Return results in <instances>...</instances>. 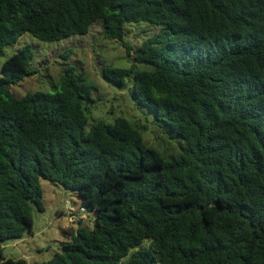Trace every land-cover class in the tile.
Wrapping results in <instances>:
<instances>
[{
    "label": "trees",
    "instance_id": "trees-1",
    "mask_svg": "<svg viewBox=\"0 0 264 264\" xmlns=\"http://www.w3.org/2000/svg\"><path fill=\"white\" fill-rule=\"evenodd\" d=\"M95 24L130 57L103 77L180 151L160 154L125 117L86 130L83 69L17 97L38 72L20 48L0 75V264H27L4 250L44 211L41 180L76 192L92 219L41 264H264V0H0V57L26 33L53 43ZM138 27L149 34L129 39Z\"/></svg>",
    "mask_w": 264,
    "mask_h": 264
},
{
    "label": "rangeland",
    "instance_id": "rangeland-1",
    "mask_svg": "<svg viewBox=\"0 0 264 264\" xmlns=\"http://www.w3.org/2000/svg\"><path fill=\"white\" fill-rule=\"evenodd\" d=\"M149 32V27L129 28L128 36L129 39L137 41L140 35L145 36ZM26 45H30L34 52L32 67L38 72L13 86V92L17 97L37 90L52 91L51 82L58 81L62 69L67 66L74 68L76 76L83 69L89 86L92 84L95 88L92 89L95 100L92 118L86 130L100 120L113 122L116 117H125L146 127L143 136L148 146L167 157L179 153L178 141L171 139L162 128L151 121L150 110L134 99L129 89H121L103 77L104 65L126 67L130 65V57H127L125 48L119 42L104 38L100 25L92 26L87 35L73 36L53 43L42 42L26 33L15 45L8 48L6 56L0 57V75L3 62ZM70 49L73 50V54L66 60L62 55ZM41 185L44 211L34 210L31 233L5 245L6 258L25 259L27 264L48 262L59 251L60 244L71 239L67 233L72 229L76 230L69 221L68 213L70 208L76 210L80 208L78 194L47 180H41ZM86 224L92 226L91 221Z\"/></svg>",
    "mask_w": 264,
    "mask_h": 264
},
{
    "label": "built area",
    "instance_id": "built-area-1",
    "mask_svg": "<svg viewBox=\"0 0 264 264\" xmlns=\"http://www.w3.org/2000/svg\"><path fill=\"white\" fill-rule=\"evenodd\" d=\"M68 218L70 223L73 225H78L83 222H90L92 220L88 210L83 206H80L78 210L73 208L69 210Z\"/></svg>",
    "mask_w": 264,
    "mask_h": 264
},
{
    "label": "crops",
    "instance_id": "crops-1",
    "mask_svg": "<svg viewBox=\"0 0 264 264\" xmlns=\"http://www.w3.org/2000/svg\"><path fill=\"white\" fill-rule=\"evenodd\" d=\"M69 205H71V203L69 202ZM72 208H70L69 210H71ZM81 225H84V223H82V224H78V225H73L72 224V226L75 228V229H77L78 227H80ZM67 234H69L70 235V238H71V234H70V232H68Z\"/></svg>",
    "mask_w": 264,
    "mask_h": 264
}]
</instances>
